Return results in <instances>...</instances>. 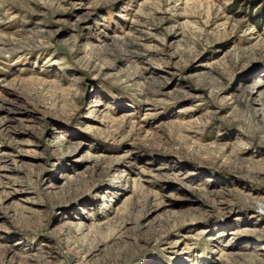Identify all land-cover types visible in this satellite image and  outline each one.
Returning <instances> with one entry per match:
<instances>
[{
    "label": "rangeland",
    "instance_id": "1",
    "mask_svg": "<svg viewBox=\"0 0 264 264\" xmlns=\"http://www.w3.org/2000/svg\"><path fill=\"white\" fill-rule=\"evenodd\" d=\"M0 264H264V0H0Z\"/></svg>",
    "mask_w": 264,
    "mask_h": 264
}]
</instances>
